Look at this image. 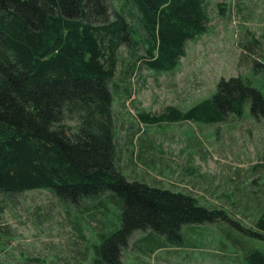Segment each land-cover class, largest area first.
<instances>
[{
	"label": "trees",
	"instance_id": "1",
	"mask_svg": "<svg viewBox=\"0 0 264 264\" xmlns=\"http://www.w3.org/2000/svg\"><path fill=\"white\" fill-rule=\"evenodd\" d=\"M208 2L121 0L112 10L110 0H0V192L49 189L74 205L117 197L120 228L96 247L99 264H120L137 231L180 244L186 225L228 222L264 241V207L253 227L243 228L225 210L128 180L116 165L111 107L119 48L133 59L129 72L140 65L176 70L186 42L207 31ZM247 101L251 117L264 120L258 90L240 78L221 79L211 98L188 110L168 107L159 116L141 111L138 117L146 124L221 122L240 117ZM240 264H264V253L250 249Z\"/></svg>",
	"mask_w": 264,
	"mask_h": 264
},
{
	"label": "rangeland",
	"instance_id": "2",
	"mask_svg": "<svg viewBox=\"0 0 264 264\" xmlns=\"http://www.w3.org/2000/svg\"><path fill=\"white\" fill-rule=\"evenodd\" d=\"M208 1L207 31L186 42L176 70L140 65L129 72L133 59L119 48L111 107L116 165L128 180L190 194L251 228L264 207V120L251 117L249 101L240 117L221 122L146 124L138 117L188 110L211 98L221 79L240 78L264 97V0ZM120 5L110 0V9ZM99 199L74 205L49 189L0 192V264H99L96 247L118 231L122 210L117 197ZM182 234L174 244L137 231L120 264H240L250 249L264 253V241L228 222L186 225Z\"/></svg>",
	"mask_w": 264,
	"mask_h": 264
}]
</instances>
